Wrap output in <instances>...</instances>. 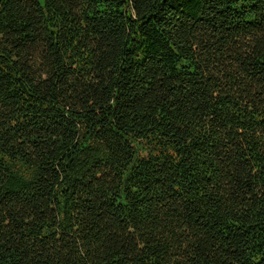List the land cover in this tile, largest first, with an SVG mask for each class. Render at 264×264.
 Wrapping results in <instances>:
<instances>
[{"label":"trees","instance_id":"obj_1","mask_svg":"<svg viewBox=\"0 0 264 264\" xmlns=\"http://www.w3.org/2000/svg\"><path fill=\"white\" fill-rule=\"evenodd\" d=\"M0 264H264V0H0Z\"/></svg>","mask_w":264,"mask_h":264}]
</instances>
